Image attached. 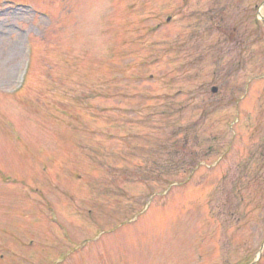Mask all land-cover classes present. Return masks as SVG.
Here are the masks:
<instances>
[{
  "label": "rangeland",
  "instance_id": "1",
  "mask_svg": "<svg viewBox=\"0 0 264 264\" xmlns=\"http://www.w3.org/2000/svg\"><path fill=\"white\" fill-rule=\"evenodd\" d=\"M208 1L0 0V264H264V0H222L226 76Z\"/></svg>",
  "mask_w": 264,
  "mask_h": 264
},
{
  "label": "trees",
  "instance_id": "2",
  "mask_svg": "<svg viewBox=\"0 0 264 264\" xmlns=\"http://www.w3.org/2000/svg\"><path fill=\"white\" fill-rule=\"evenodd\" d=\"M211 2L212 3L209 4L211 6V8L205 14H204V12L201 13V16L199 19L202 18V22L204 24L208 23L209 28L214 30L213 33L216 32L219 36H224V35H226V33L221 28L218 27L217 21H219V19L224 20L226 17H229V11L227 10V8H229V5L223 6L222 0H211ZM231 9H233V8H231ZM240 10H242V9L237 7L236 12L237 11L240 12ZM244 20H245V17L242 20H239L235 24L234 29L236 30L237 33H239L240 29H243V34H246V31L252 26L253 22L251 23V21L247 22ZM204 31H206V30H204ZM236 32L233 31L234 36H236ZM250 36H251V33H249L248 37H250ZM199 40H200V35H198L197 37H195L193 39V41L196 44L200 45ZM220 41H221V37H219L218 45L216 47H213V43H211V42L203 43V46L206 47L207 51H214L215 49L220 50V48H221ZM236 41H243V40L240 39V40H236ZM201 59H202V56H201ZM223 59L224 58L220 59L219 57H217L215 59V61H216V63H219V61H220V66L218 64H217V66H219L220 72L222 73V75L226 76L228 74V72H230V71L232 72V70H231V68L226 69L223 66V64H224ZM257 70H260V67L257 66V67L253 68V72H256ZM255 165H256V167H253V170H254L253 173L254 174L251 176H253V184H258L257 187L255 188V191L258 194L259 189L261 187H263V186H261V183H262V179L264 177V154H262L261 156L259 155L257 157ZM244 168L250 169L251 165H246V166H244ZM245 182L247 183V181H245Z\"/></svg>",
  "mask_w": 264,
  "mask_h": 264
},
{
  "label": "water",
  "instance_id": "3",
  "mask_svg": "<svg viewBox=\"0 0 264 264\" xmlns=\"http://www.w3.org/2000/svg\"><path fill=\"white\" fill-rule=\"evenodd\" d=\"M264 21V20H263Z\"/></svg>",
  "mask_w": 264,
  "mask_h": 264
}]
</instances>
